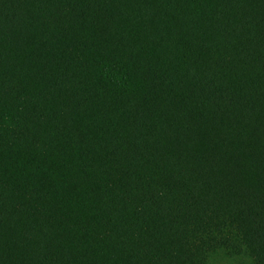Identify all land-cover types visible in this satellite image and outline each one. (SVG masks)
<instances>
[{
	"label": "trees",
	"instance_id": "1",
	"mask_svg": "<svg viewBox=\"0 0 264 264\" xmlns=\"http://www.w3.org/2000/svg\"><path fill=\"white\" fill-rule=\"evenodd\" d=\"M264 264V0H0V264Z\"/></svg>",
	"mask_w": 264,
	"mask_h": 264
},
{
	"label": "rangeland",
	"instance_id": "2",
	"mask_svg": "<svg viewBox=\"0 0 264 264\" xmlns=\"http://www.w3.org/2000/svg\"><path fill=\"white\" fill-rule=\"evenodd\" d=\"M210 264H247L244 261L227 259L222 256H214L210 261Z\"/></svg>",
	"mask_w": 264,
	"mask_h": 264
}]
</instances>
